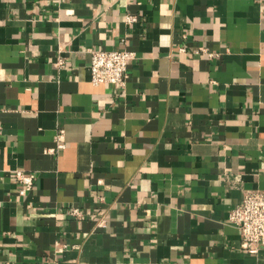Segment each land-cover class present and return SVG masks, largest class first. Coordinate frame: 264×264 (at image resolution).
I'll return each instance as SVG.
<instances>
[{
  "label": "crops",
  "instance_id": "1",
  "mask_svg": "<svg viewBox=\"0 0 264 264\" xmlns=\"http://www.w3.org/2000/svg\"><path fill=\"white\" fill-rule=\"evenodd\" d=\"M0 132V264H264L227 218L264 192V0H0Z\"/></svg>",
  "mask_w": 264,
  "mask_h": 264
},
{
  "label": "built area",
  "instance_id": "2",
  "mask_svg": "<svg viewBox=\"0 0 264 264\" xmlns=\"http://www.w3.org/2000/svg\"><path fill=\"white\" fill-rule=\"evenodd\" d=\"M137 21L133 15H126L125 22L132 24ZM125 40H121L124 45ZM90 83L93 86L101 84L123 87L127 78V62L133 59L134 54L125 49L119 50H93L89 52ZM60 62H58V65ZM1 133V132H0ZM63 133L54 136L55 146L50 152L64 148ZM13 182L20 186L19 196H25L31 189L34 176L27 175L20 170L11 171ZM71 215L80 216L77 208L71 209ZM228 222L235 226L240 236V248L248 254H256L264 247V192L246 191L239 205L228 212ZM105 222L102 218L96 223L97 228H103ZM65 247V246H64ZM61 249V248H60Z\"/></svg>",
  "mask_w": 264,
  "mask_h": 264
}]
</instances>
